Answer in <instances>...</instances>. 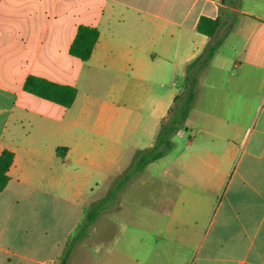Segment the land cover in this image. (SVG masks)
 Returning <instances> with one entry per match:
<instances>
[{
	"label": "crops",
	"instance_id": "obj_1",
	"mask_svg": "<svg viewBox=\"0 0 264 264\" xmlns=\"http://www.w3.org/2000/svg\"><path fill=\"white\" fill-rule=\"evenodd\" d=\"M80 25L99 31L87 60L69 51ZM215 43L170 163L180 177L167 166L109 195ZM29 75L76 87L73 103L26 91ZM4 148L0 264H264V0H0ZM125 191L144 206L124 210Z\"/></svg>",
	"mask_w": 264,
	"mask_h": 264
},
{
	"label": "trees",
	"instance_id": "obj_2",
	"mask_svg": "<svg viewBox=\"0 0 264 264\" xmlns=\"http://www.w3.org/2000/svg\"><path fill=\"white\" fill-rule=\"evenodd\" d=\"M219 26V21L210 17H200L197 30L208 36L214 35ZM99 31L94 26L80 25L77 29L76 36L70 45L69 51L72 55L87 60L98 39ZM218 44L207 46L204 53L193 59L186 68V74L183 82V92L175 97V104L169 111V115L163 121L158 129L157 136L152 147L138 150L134 155V160L125 170L123 176L115 182L114 188L109 192L113 195L121 187L122 181H129L134 176L141 173L145 167L165 155L172 147L171 136L178 133L185 127V121L192 107V101L195 98V86L198 73L207 65L212 57L215 47ZM24 89L39 97L54 101L63 106H70L77 93L76 87L72 85L59 84L46 78L29 75L24 82ZM64 148L59 147L60 152ZM14 160V152L11 149L4 148L0 152V191L3 190L8 181V170ZM91 209L87 215L92 214Z\"/></svg>",
	"mask_w": 264,
	"mask_h": 264
},
{
	"label": "rangeland",
	"instance_id": "obj_3",
	"mask_svg": "<svg viewBox=\"0 0 264 264\" xmlns=\"http://www.w3.org/2000/svg\"><path fill=\"white\" fill-rule=\"evenodd\" d=\"M207 65H205L204 67H206ZM204 67H203V69H204ZM193 103H194V100L192 101V104ZM171 140H172L171 149L165 155H163L162 157H160L156 161H153V163L152 162H151V164L149 163L146 166L147 172H146V175H143L144 177L140 176V178H137L139 176L136 175L132 179H130L129 181H122L121 186L124 188V187H127L129 184H148V183L149 184H158V183L164 182L166 180V175L164 174V169L167 168V166L170 167V163L172 161H175V158L179 155V153L182 149L183 142L186 140V136L181 138L179 136V132H178V133H175L171 136ZM128 145H130V143ZM133 160H134V157H133L131 163L133 162ZM131 163H130V165H131ZM85 173H86V170H85ZM167 176L174 178V179H178L180 177V170L178 168V165H173L172 167H170L168 170ZM94 177H96V176H93V178ZM88 179H89V176H88ZM98 179L103 180V175L98 176ZM107 181H108L107 183H110V178ZM200 186H201V183L199 181H197L195 187L198 188ZM95 193L97 194L98 192H95ZM133 198L134 197L131 196L130 192H127V191L123 192V195L120 197V199L123 201L122 207L124 210H130L132 208H136V206H141V207L144 206V205H142V203H143L142 201H144V198L142 196L140 198H138V197L135 198V199H140V200H136V201L132 202ZM211 216H212V211H210V214H208V216H207L208 218L204 215L203 220H204V222H206V224H204L205 227L207 226L209 220L211 219ZM205 217L207 218L206 221H205Z\"/></svg>",
	"mask_w": 264,
	"mask_h": 264
}]
</instances>
